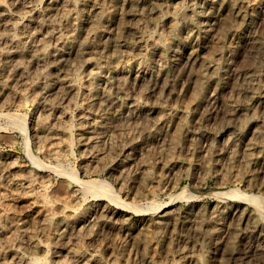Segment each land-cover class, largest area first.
Returning a JSON list of instances; mask_svg holds the SVG:
<instances>
[{"label":"rangeland","instance_id":"374dc122","mask_svg":"<svg viewBox=\"0 0 264 264\" xmlns=\"http://www.w3.org/2000/svg\"><path fill=\"white\" fill-rule=\"evenodd\" d=\"M31 1L36 6L35 7L36 12L37 13L39 12L40 15L42 14L40 20H42L41 24L43 23L42 25H44V28L42 30L40 28V31H37L39 30V28H37L36 31L39 33L37 37H33L32 32H29L25 29L18 31V33L24 38L23 41L25 40L22 44L23 46H21L23 50H28V48H30L31 45L32 44L34 45L35 43H36L35 45H42L41 39L43 38V40H47L46 37H48V34L53 32L54 29L55 31L65 34L67 33V31H69V29L72 26V23H67L63 18L64 17L63 15H65L66 11L62 6V0H57V2H55L56 11L53 10L54 12L49 11L47 7V3H49L51 0H31ZM247 1H251V0H247ZM22 2H23L22 0H8L7 7L12 8L11 4H14L13 6L15 7H13L14 9L12 8L13 10H15L14 12L21 13V11L23 12L22 8L20 7ZM228 2L229 0H183L184 8L186 9L187 12L186 13L187 17H190L192 15L190 10L193 8H197L198 10L211 9V11L214 14V19H216V21L218 22L219 25L218 27L220 26L224 27L225 23L227 21H230L227 8L225 7V4H227ZM251 2H254V0H252ZM169 3L170 2H167V4L164 3L165 5L163 8L165 9H162V12L158 16L155 15L154 17H152L153 4L150 3H147L143 7L141 6L138 9H135L136 16L134 17L129 16L127 14L128 9L122 8L120 5L118 8L117 5L106 4V7L108 8V10L112 9L110 11L116 10L118 12L119 18L120 16L122 17L120 18V20L123 24L125 23V25L126 24L131 25L136 20H139L140 22L143 21V23H141L142 25L144 24L143 26L145 27V28L143 27L142 29V31H144L143 33H146L147 35V33L153 34L158 32L163 36V40L164 39L169 40L171 38V34L169 32L166 23H163L164 22L163 15H165V13L168 15L173 14L175 12L173 8L176 6L175 3H170V4ZM85 10L86 9L82 10L80 7H78L75 11L76 14L79 13L83 17L82 20L83 22H81V25L79 27V35L77 39V41L79 42L82 41L84 38H86L87 28L89 26H92L93 24L94 25L97 24L93 15L91 16V12L89 10L86 11ZM180 19H182V17L181 15H178L176 17L177 22L180 23L182 21ZM213 23L216 24L215 22ZM232 23L235 25L234 27L241 26L240 28H244L246 26V24H244L243 21L242 22L241 20L236 21L235 18L232 19ZM254 26L255 29L258 27L256 24H254ZM213 27L210 34L214 35L218 33V31L216 30L219 29H213ZM59 28L61 31L59 30ZM260 31H262V29H260ZM189 33L194 34L191 37H189V39L190 41L192 40L193 42L191 48L195 51V56H197V62L194 64V66L186 64V61L184 62L181 60L180 62H178L177 64L178 69H175L173 71V74L169 73L168 75L169 79L171 77L177 78L178 83L174 85L172 88H170V90H167L166 91L167 93L165 92V90L164 93H162L163 90L162 91L157 90L158 93L156 92L149 93L144 100L148 106L153 107L154 103H156L155 100L160 99L159 100L160 104L163 107L161 112L162 114H164L163 115L165 118L164 121L160 124L158 122L157 115L153 114L147 121L144 122L148 130V131L146 130L147 132L141 133L138 131H133L131 128L133 127V125L134 126L136 125L134 124L135 123L134 121L128 122L124 127L116 125V123H114L115 122L114 117L120 111V108L115 106L112 107L105 106L104 111H102V114L103 117H105L106 119L108 131L107 134H105L106 136L102 135L100 137L99 139L100 141L98 142L97 145H93V148H95V146L97 147L98 150L97 154L90 153L89 150L91 149V146L88 148V146L84 144V142L82 141L83 137L79 131V123H80L78 120L79 111L73 104L74 103L76 104L77 101L80 102L81 96H79L80 98L77 97L71 99V104L67 105V103L65 104L62 103L61 99L55 96L54 94H50L49 96H38L37 94L34 95L32 92L29 93L25 92L19 87V84L15 81H12L11 83L7 84L6 87H4L3 91L0 92L1 93L0 94V116H1L0 135L2 136V137L0 136V164H1L0 175L3 176L0 179L1 182L0 194L2 193L4 195L3 198L4 200L3 199L2 201L0 200V218L8 214L9 216L8 219L4 217L5 219L3 218L0 224V231H1L0 264H11V263L18 264L19 261L18 259L22 256L23 257L26 256L27 258L31 256H36L39 258L41 257V259L45 257L42 264H44V262H46V264L48 262H49L48 264H52L51 258L47 262V259L50 257L49 256L50 253L46 249L33 248L32 243L34 241H37V242H42V244H46V243L52 244L50 238H53L54 236L53 234L55 233V231L58 232V229L55 227H50L49 225L46 226L47 224L46 223L44 224L42 221L40 222V220H37L35 222L28 220L26 223L23 224L19 220H21L24 216H26V213L21 208H19V206L16 205L17 199L20 198V196H22L24 193L30 192L28 195L31 196L34 195L35 193L38 194V192L39 193L42 192L43 189H47L46 191L51 197V199H54L53 201L56 202L55 203L56 208H58L56 209L57 213H59L62 208L68 205L69 208L72 211L76 212L77 215L79 214L84 215L86 213V216L88 217L89 216L88 213H90L92 209L96 211L99 210V213L101 212V214H103L102 216L98 214L100 217L97 216L91 218L92 222L89 224V227L85 228V230L83 231V238H81L82 240L80 239L79 244L77 246L78 248L81 249L96 250L103 264H149L153 261L154 262L151 264H158V263L183 264L185 261H187L188 264H252V263L264 264L263 253L254 250L247 252V249L245 248V245L243 243L236 245L235 249L233 248L234 246L233 247L227 246L224 248L223 247L218 248L217 246H215L216 247L215 248L214 246H210L207 244L204 236L199 234L196 235L192 232V230L190 231V229L188 230L180 226H175L173 222L166 220L163 217L162 213L157 210L159 205L170 202L169 204L171 206L167 209V211H171L175 215L187 214L189 212L196 213L198 210H200L202 212V215H199V219L208 220L212 215H214L215 208L220 206L225 207L226 204H228L229 202L228 199L224 200L223 198L220 197L218 198L217 194L215 195V193L221 192L222 190H223L222 192L240 191V193L244 192L243 194L249 196L254 195V196H261L262 198H264V188H262V179H260L262 177L258 176L261 175L258 173L262 171L261 168L264 165L263 162L260 161L258 162L259 164H254L251 165L252 167L251 166L249 167L248 171L252 172L251 174L256 173V176H258L257 182L253 186H249L248 182L246 181L248 180L247 178H241L235 176V173L238 171V169L241 170L242 168L244 169L246 167L243 164L244 159L242 158V156L237 159L236 163L233 166L230 167H228V163H227L228 161H226V159L224 160L222 156L225 150L224 142L227 135L224 136L223 134H221L220 130L223 128V126L227 125L228 123H231V120H229L230 117L228 118L229 116L228 113L232 112L235 106H238L237 103H235L236 100L238 99L237 93L236 92L233 93V90H231L233 80L231 79L227 80L224 86V91L221 94V96L224 95L223 97H221L222 98L221 100L224 101V103H226V105L229 108L223 106H217V107L208 106L196 115L190 113L189 114L190 118L188 117L189 122L187 128L184 129L179 134L181 137L177 135L178 134L177 132L179 130L177 129L179 128V124H178L179 122L173 119V117L181 116L182 114H184L183 113L184 108L185 107L189 108V106H191L192 99L195 93L194 92L195 87H196L195 80L193 79L195 76L196 77L200 76L199 78L204 79L203 77L205 75V69L202 65L203 59L210 57L215 60L216 59L215 56L219 57L215 53V48L217 47L216 41H214L215 43L212 42L211 44H209V46L206 49L199 50L196 44H194L196 42L195 39L203 37L204 34L199 33L198 31L192 32V30H189ZM4 34L5 35L9 34L10 37V35H12V32L11 33L5 32ZM40 35L42 37H40ZM43 35H45L44 36L45 38L43 37ZM230 37L231 36H228L229 39L227 37H226L227 39L226 38L224 39L225 50L229 46L230 42L232 43V39H231L232 37L231 38ZM133 41L134 39L132 37H125V39H122L120 41V44H118L115 42V38L109 35L104 39V42L106 44V50L103 51V53L102 52L101 53L99 52L97 54L94 53L92 54V57L94 56L99 57L104 54L102 58L106 60L108 68L117 63L126 62L129 59H131L132 56L134 59L140 58L142 54H140L139 51H131L132 52L131 53L129 50L125 49V47L131 44ZM54 43H55L54 39L53 40L49 39L45 44V46L50 48V46L52 47ZM0 46L5 47L4 40L1 41ZM190 51L191 50H189V52ZM186 52L188 51H185L183 56H186L185 55L187 54ZM134 54L136 56H134ZM227 55L228 54L226 53L223 54L220 58H217V62L224 63L226 60L230 58L229 55L228 56ZM46 60L44 63L41 62L43 64H39L40 66L39 65H37V67L28 66L29 75L27 78L30 81L34 80L42 84L48 85L55 82L57 79H61L65 77L66 75H73L74 71L76 72V70L77 72L79 71V73H81L82 76L84 77L87 76L90 71L89 68H86L84 64L85 58H83L82 55L77 53L74 54L73 52L71 55H69V57L63 59L64 62L61 63L62 66L53 68L51 74L48 77L43 72L45 71V69L42 68V66H44L45 68L47 65L52 66L53 63L56 64V61L53 59V57L47 58ZM25 62L24 64L27 65L28 64L27 61ZM244 62H245L244 56L237 55L234 58H232V64L229 69L230 74H234V72L239 70V68L243 66ZM2 65L3 64L0 63V79H3L1 80L3 82L4 80H7L8 77H11V75L13 74L12 72H14V66L9 64L6 67L5 65L3 66ZM41 68L43 69V71ZM262 69L264 71V64ZM35 72L37 75L35 74ZM106 73H105L106 76L110 75L109 71H107ZM39 77H41V79ZM44 78L46 81L44 80ZM148 84L149 82L145 85L144 87L145 90H148L147 87ZM127 86H128L127 95L128 94L129 96L140 95V90L138 89L134 90V88H132L130 84H128ZM208 89L211 90L212 88L209 87ZM82 94L83 93L81 91L80 95ZM127 97L128 96L126 95L124 96L122 94L118 98L120 99V101H124ZM243 104L246 107H248L252 112L254 111V115L256 116L258 127L260 131H262V133L264 134V108L258 107L257 105L252 104L250 101L249 102L246 101V104L245 103ZM49 107L56 108V110H63L67 114L69 113L68 116L69 119L71 120L67 121L68 120L67 119L66 121L68 123L67 122L66 123L70 124V126L71 125L73 126V127L71 126L72 129L70 133L72 135V142H73L71 144L72 145L71 147L64 146L65 142L63 143V141H66V138L62 137L65 139L64 140L58 137V139H56V141L54 142L51 139L49 140L43 139L44 148L41 147L40 149L39 144L37 143L36 135L38 134H36L37 125H36L35 117L36 119L40 118L41 120L44 119L43 121L49 120L50 122V120H52V115L49 114L50 113L48 111ZM9 113H10L9 116L15 117L16 119H18V121L26 122V123L24 122L26 125V135H24V133L21 132L19 127H17L12 121L7 119L6 116H8ZM136 122H138L137 124L142 123L141 120H138ZM232 131H235V129H232ZM242 131H248V129L246 128L243 129ZM59 140L61 142L60 144L61 146L60 145L58 146L57 144L58 146L57 147L55 143H60ZM26 142L28 145L26 144ZM210 143H215L216 153L215 152L213 153L210 150L209 148ZM173 144H175V146H173ZM112 145L114 146V148H111ZM50 146H52V148H56L54 153L50 154L47 151V149L50 148ZM132 148H137V152L132 153L131 152ZM29 153H31L32 155L34 154L33 156L35 158H37L40 162H42L47 166L56 167L57 165H60L62 170L65 172L75 171L81 180L88 181V180L99 179V181H103L107 183L112 187V189L114 190L113 192L116 194V196L118 195L117 197L119 198V200L124 202L129 208H131V206L136 207L138 210L141 211V213L140 212L137 213V211L134 212L133 211L134 209L130 210L128 208H124L118 213H116V218L110 221L108 216L109 214H111L112 210L116 208V204L113 203V201H109L101 196L97 197V195L93 194L92 192H85L83 189L82 191L80 187L74 188L75 186L69 180H67L65 177H62L61 175H59V173L55 171H47L44 174H42L41 178H38L39 181L37 180L36 183H45L44 186L43 184H36L34 188L29 187L27 183L28 180H25V177L27 175V172H29L28 170L32 169V166H34L31 162V159L29 158L28 155ZM169 154H171L172 156ZM170 159L173 160L169 162ZM180 160L181 162H183V160L187 161L186 162L187 165L184 166L185 168L182 167L181 169L179 167L181 163ZM2 161L3 164L1 163ZM189 161L190 162L192 161L191 165H189ZM13 162L14 163L19 162L18 165L21 168L14 169L8 172L6 168L10 163ZM173 162L176 165L173 164ZM218 162L219 165L217 169L215 168H214L215 170L209 169V167L216 165ZM242 164L245 167L242 166ZM171 166H173V168H171ZM207 168L209 169V171ZM226 169H229V172L231 171L230 177L227 180H223L219 174H221L222 170L224 171ZM2 171H4V173H2ZM144 172L149 173L150 177L148 180L142 178L143 176L142 174ZM44 179L47 180L45 181ZM73 189L77 190L76 193L78 196L76 195V193L74 194L75 195L74 197L69 196L70 192L72 194ZM60 190L64 192L62 193L60 192ZM172 197H173V201H170ZM83 199L85 202H82ZM154 203L155 204L157 203L156 206ZM57 210H59V212ZM83 211H85V213ZM104 213H106L107 215L105 216ZM259 220L264 223V216H260ZM158 226L159 227L162 226V227L159 228ZM245 230H246V226L240 225L238 229V233L244 232ZM258 235H259L258 232H256L254 233L253 236L255 238H258ZM66 236L67 235H65V237H63V239L60 241L61 243L64 242L65 239L67 240ZM87 238H90L88 239L90 241H88ZM60 242L58 243L55 242V245L60 247L59 245ZM141 242L147 244V247L149 249L147 253H143L140 249H137L136 247L137 244ZM156 247L159 250L158 256L150 262L148 260V257L150 258L152 256L153 253L152 249ZM228 249L230 252H232V250L234 249L235 252L238 254L235 253L233 257L231 256V253L228 251ZM169 251H172V253H170L169 256H166L167 255L166 253ZM181 251H184V253L181 254L180 253ZM13 253H15V255H13ZM18 253H20V255L21 254L23 255L18 256ZM62 256L64 259L65 257H67V254L65 252H62ZM145 257L147 258L146 260H144ZM142 260H144V262Z\"/></svg>","mask_w":264,"mask_h":264},{"label":"bare ground","instance_id":"6f19581e","mask_svg":"<svg viewBox=\"0 0 264 264\" xmlns=\"http://www.w3.org/2000/svg\"><path fill=\"white\" fill-rule=\"evenodd\" d=\"M7 1L6 0L0 1V43L3 40L5 41V47L0 46V63L5 65L6 67L9 64L13 65L14 72H12L13 74L11 75V77H8L7 80H4L2 82L1 80L3 79H0V92L3 91L4 87H6L7 84L11 83L12 81H15L19 84V87L25 92H28V93L32 92L34 95L37 94L38 96H49L50 94H54L55 96L61 99L62 103L64 104L67 103V105L71 104V99L77 98V97L80 98L79 96H81L80 102L77 101L76 104L74 103L73 105L79 111L78 112L79 113L78 120L80 122L79 131L83 137L82 141L84 142L86 146H88V148L91 146V149L89 150L91 154H95V153L97 154V151H98L97 147L95 146V148H93V145H97L98 142L100 141L99 140L100 137L102 135L107 134V131H108L106 119L105 117H103V114H102V111H104L105 106H111V107L115 106V107L120 108V111L114 117V121H115L114 123H116V125L124 127L128 122L134 121L135 122L134 124L136 125L135 126L133 125V127L131 128L133 131H138L141 133L147 132L148 130L144 122L147 121L153 114L157 115V119L160 124L164 121L165 118L163 116L164 114H162L161 112L163 107L160 104V101H159L160 99L155 100L156 103H154L153 107L148 106L144 100H145V97H147L149 93H155V92L158 93L157 90H161V91L163 90L162 93H164V90L166 92L167 90H170V88H172L174 85L178 83L177 78H172V77L170 79L168 78L169 73L173 74V71L175 69H178L177 68L178 62H180L181 60L184 62L186 61V64L192 65V66H194V64L197 62V56H195V51L191 48V46L193 45V42L192 40L190 41L189 39V37H191L194 34L192 33L190 34L189 30H192V32L198 31L199 33L204 34L203 37H200L198 39L194 38L196 40L194 44H196L199 50L206 49L209 46V44H211L212 42L215 43L214 41H216L217 47L215 48V53L219 57L215 56L216 58L215 60L210 57L203 59L202 65L205 69V75L203 77L204 79L199 78L200 76L199 77L195 76L193 79L195 80L196 87H195V91H194L195 93L192 99L191 106H189V108L185 107L184 112H183L184 114H182L181 116L173 117V119L179 122V123L177 122L179 124V128H177L179 129L177 132L178 133L177 135L181 137L179 134L184 129L187 128V125L189 122L188 117L190 113L196 115L208 106H211V107L212 106L213 107L223 106L227 108L228 106L226 105V103H224V101L221 100L222 99L221 97L224 96V95L221 96V94L224 91V86L227 80L229 79L233 80L231 90H233V93L235 92L237 93L238 99L236 100L235 103H237L238 106H235L234 110L228 113L229 115L228 118L230 117L229 120H231V123H228L227 125L223 126V128L220 130L221 134H223L224 136L227 135L225 142L223 141L225 150L222 156L224 160L226 159V161H228L227 162L228 167L233 166L236 163L237 159L242 156V158L244 159L243 164L246 167L242 164V166H244L245 168L244 169L242 168L241 170L238 169V171L235 173V176L241 177V178H247L248 180L246 179L245 180L248 182L249 186H253L257 182V177L261 176L262 178L260 179H262V188H264V165L261 168L262 171L258 173L261 175L256 176L255 172H254L255 174H251L252 172L248 171L251 165L259 164L258 162L260 161H262L264 164V134L262 133V131H260L258 127L256 116L254 115V111L252 112L248 107H246L243 104V103L246 104V101L248 102L250 101L252 104H255L258 107L264 108V82H263L264 81V71L262 69L263 64H264V0H254V2H251L252 0L251 1L229 0V2L225 4V7L227 8L230 21H227L225 25L223 23L224 27H221V26L218 27L219 26L218 22L216 21V19H214V14L211 11V9L210 10L209 9L208 10L207 9L198 10L197 8H193L190 10L192 15L190 17H187V14H186L187 12H186V9L184 8L183 0H109V1L108 0H62V6L64 7L66 11V12L64 11L65 15H63L64 16L63 18L67 23H72L71 28L69 27L70 28L69 31H67V33L64 32L65 34H63L58 31H55L54 29V31L49 33L48 37H46L47 40H43V38L41 39L42 45H35L36 43L34 45L32 44L33 46L31 45V47L28 48V50L22 49L21 46H23L22 44L25 40L23 41L24 38L18 33V31L25 29L29 32H32L33 37H37L39 35L37 31H40V28L41 30L44 28V25H42L43 23L41 24L42 20H40L42 14L40 15L39 12L38 13L36 12L35 10L36 6L31 0H22L23 2L21 3L20 7L22 8L23 12L21 11V13L14 12L15 11L13 10L14 9L13 7H15L13 6L14 4H11L13 9L10 7H7L8 6ZM55 2H57V0H51L49 3H47V7L49 11L54 12L53 10H55ZM167 2L176 4V6L173 8L175 11L173 14L168 15L165 13V15H163L164 16L163 23H166V25L168 26L169 32L171 34V38L169 40L167 39L163 40V36L158 32L153 33V34L147 33V35L146 33H143L144 31H142V29L144 27L143 26L144 24L143 25L141 24L143 23V21L140 22L139 20H136L131 25H127V24L125 25V23L123 24L120 20V18L122 17L120 16L119 18L118 12L116 10L110 11L112 9L108 10V8L106 7V4L117 5L118 8L120 5L122 8L128 9L127 14L129 16L134 17L136 16L135 9H138L141 6L143 7L147 3H150V4H153V12H152L153 16L152 17H154L155 15L158 16L162 12V9H165L163 8L165 5L164 3L167 4ZM78 7H80L82 10L83 9L89 10L91 12V16L93 15L97 23L96 25L93 24L92 26H89L87 28L86 38H84L80 42L77 41V39L79 35V27L81 25V22H83L82 21L83 17L81 16V14L75 13ZM117 10H120V9H117ZM178 15H181L182 17V19H180L182 20L180 23L177 22L176 20V17ZM123 16H124V13H123ZM233 18H235L236 21L237 20H241V22L243 21L244 24H246V26L244 28H240L241 26L234 27L235 25L232 23ZM213 22H215L216 24H214ZM254 24L258 26V27L256 26L257 27L256 29H255ZM213 26H215L216 28ZM212 27L213 29H219V30H216L218 31V33L214 35L210 34ZM37 28H39V30H37ZM260 29H262V31H260ZM5 32H10V33L12 32V35H10L9 37V34L8 35L4 34ZM109 35L113 36L115 38V42L118 44H120V41L122 39H125V37H132L134 41L127 46L125 45L126 46L125 49L129 50L130 52L139 51L140 54H142V56L141 57L139 56L140 58H135V59L132 56V58L129 59L128 61L117 63L108 68L106 60L102 58L104 54L103 55L101 54L102 56H99V57L98 56L96 57L94 55H93L94 57H92V54L94 53L97 54L99 52L103 53V51L106 50V44H105L106 41L104 42V39L105 37ZM44 36L45 35H43V37ZM228 36L232 37V38L230 37L232 39V43L231 42L230 44L228 43L229 46L225 50L224 48L225 40L224 39L226 37L228 38ZM40 37L42 36L40 35ZM49 39L55 40L54 45L52 47L50 46V48L45 46V44L47 43ZM189 50L191 51L189 52ZM185 51H188V52H186L187 53L185 54L186 56H183ZM73 52L74 54L76 53L80 54L82 55L83 58H85L84 64L86 68H89L90 70L87 76L84 77L82 76L81 73H79V71L77 72L76 70L75 72L73 69L74 71V74L72 73L73 75H66L65 77L61 79H57L55 82L48 84V85L42 84L34 80L30 81L27 78L29 75L28 66L37 67V65L43 64L47 58L53 57L57 65L53 63L52 66L47 65L46 68L42 66V68H44L45 71H43V69L41 68L42 71L45 73V75L49 77V75L52 72V69L62 66L61 63L64 62L63 59L69 57V55H71ZM226 53L229 55L230 58L226 60L224 63H218L217 58H220L223 54H226ZM237 55L244 56L245 62L244 64L242 63L243 66L239 68V70L234 72V74H230L229 69L232 64V58H234ZM134 56L136 55L134 54ZM25 61H27L28 63L27 65L24 64ZM107 71L110 72L109 76L105 75ZM39 78L41 79V77ZM148 82H149L147 86L148 90H145L144 87ZM128 84H130L132 88H134V90L135 89L140 90V95L139 96H134V95L129 96V94L127 95V89H128L127 85ZM209 87L212 89L211 90L208 89ZM81 91L83 93L82 95H80ZM122 94L124 96L125 95L128 96L124 101H120V99L118 98ZM50 107L49 109L47 108L48 111L50 112L49 114L52 115V120H50V122L49 120L43 121L44 119L43 120H41L40 118L36 119L35 117V121L37 125L36 134H38L36 135L37 143L39 144L40 149L41 147L44 148L43 139H46V140L51 139L54 142L56 141V139H58V137H60L61 139L66 138V141H63V143L65 142L64 146L71 147L72 146L71 144L73 143L72 135L70 134L72 125L70 126V124H67L68 123L67 121L71 120L69 119V116H68L69 113L67 114L63 110H56V108H50ZM9 115L10 113L8 114V116H6L7 119L12 121L17 127H19L21 132L24 133V135H26V125H25L26 122L24 121L25 122L24 123V122L18 121V119H16L13 116H9ZM138 120H141L142 123L137 124L138 122L136 121ZM246 128L248 129V131H242L243 129H246ZM232 129H235V131H232ZM55 144L56 146L57 144L59 146L61 142L55 143ZM175 144H173V146H175ZM52 146H50V148L47 149V151L50 154L54 153L56 150V148H52ZM111 148H114V146L112 145ZM209 148L214 153L216 151L215 143H210ZM131 152L136 153L137 148H132ZM28 155H29V158L31 159L32 164L34 165L32 166V169L28 170L29 172H27V175L25 177V180H28L27 183L29 187L34 188L36 184H43L44 186L45 183H36L38 178H41L42 174H44L47 171H55L59 173V175H61L62 177H65L67 180H69L75 186L74 188L80 187V189L81 190L83 189L85 192H92L93 194L97 195V197L101 196L109 201H113V203L116 204V208L112 210L111 214H109L108 216L110 221L116 218V213H118L124 208H128L130 210L134 209L133 210L134 212L137 211V213L138 212L141 213V211L138 210L136 207L131 206V208H129L124 202L119 200V198L117 197L118 195L116 196V194L113 192L114 190L112 189V187L108 185L107 183L103 181H99V179H97L98 181L97 180H88V181L81 180L75 171L68 170L70 172H65L62 170L60 165H57L56 167L47 166L43 164L42 162H40L37 158H35L33 156L34 154L32 155L31 153H29ZM112 156H115V155H112ZM172 160L170 159L169 162ZM186 162H187L186 160L185 161L183 160V162L180 163L179 167L182 169V167L187 165ZM191 162L189 161V165H191ZM1 163L3 164V161ZM18 163L13 162V163H10L9 165L7 164L8 165L6 168L7 171L9 172L14 169L21 168L18 165ZM173 164L175 163L173 162ZM218 165H219V162L216 165L209 167V169L215 170L217 169ZM0 168H1V164H0ZM171 168H173V166H171ZM2 173H4V171H2ZM230 173L231 171L229 172V169H226L224 171L222 170L221 174L219 175L223 180H227L230 177ZM142 175H143L142 178L146 180H148L150 177L149 173H146V172H144ZM1 177L3 176L0 175V179ZM44 180L46 181L47 179H44ZM46 190L47 189H43L42 192L40 193L38 192V194L35 193L34 195H31V196L28 195L30 192L24 193L16 201V205L19 206V208H21L26 213V216H24L21 220H19L23 224L26 223L28 220H31L33 222L40 220V222L42 221L44 224L46 223L47 224L46 226L49 225L50 227H55L58 229V232L55 231V233L53 234L54 235L53 238H50L52 244L51 243L42 244V242L34 241L32 243V247L35 249H46L50 253L49 254L50 257L47 259V262L51 258L52 264H103L96 250L81 249L77 247L80 239L83 238V231L85 230V228L89 227V224L92 222L91 218L97 217L99 215L102 216L103 214H101V212L99 213V210L96 211L92 209V211L88 213L89 214L88 217L86 216L85 211H83L85 213L84 215L82 214L77 215L76 212L72 211L68 205L62 208L60 212L59 210H57L59 212L57 213L56 209L58 208H56V204H55L56 202L53 201L54 199H51V197L49 196ZM222 191L215 193V195L217 194L218 198L220 197V198H223L224 200L228 199L229 202L228 204H226L225 207L220 206V207L215 208L214 215H212L208 220L199 219V215H202V212L200 210H198L196 213L189 212L187 214L175 215L171 211H167V209L171 206L169 204L170 202L169 203L167 202L162 205L158 204L159 206L157 205L158 206L157 210L162 213L163 217L166 220L173 222L175 226H180L188 230L190 229V231L192 230L194 234L196 235L199 234V235L204 236L207 244L210 246H214V247L217 246L218 248L234 246L233 248L235 249L236 245L243 243L245 245V248L247 249V252L254 250V251H258L264 254V223L260 221L261 219L259 220L260 216H264V198H262L261 196H254V195L249 196V195L243 194L244 192L240 193V191L239 192H226V191L222 192ZM60 192L62 191L60 190ZM76 192L77 190L73 189L72 194L70 192L69 196L74 197L75 196L74 194ZM3 198H4V195L1 193L0 200L2 201ZM84 199L82 202H85ZM170 201H173V197ZM104 215L106 216L107 214L104 213ZM8 216L9 214L1 217L0 224L3 218L5 217L6 219H8ZM240 225L241 226L245 225L246 230L244 232L238 233V229ZM161 227L162 226H160L159 228ZM256 232H258L259 234L258 238H255L253 236L254 233ZM65 235H67L66 236L67 240L65 239V241L61 243L60 241L63 239V237H65ZM88 239L90 238H87V240ZM53 241H55L56 243L60 242L59 244L60 247L55 245V242ZM146 243L144 242L138 243L136 246L137 249H140L143 253H147L149 249ZM234 249L232 250V252H230L228 249V251L231 253V256L235 255L236 253ZM62 252H65L67 254V257H65L64 259L62 256ZM152 252H153L152 256L150 258L148 257V260L150 262L158 256L159 250L156 247L152 249ZM170 253H172V251L167 252L166 256H169ZM180 253L183 254L184 251H181ZM13 255H15V253H13ZM19 255L20 253H18V256ZM146 257L144 260L147 259ZM44 259L45 257L41 259V257L39 258L36 256H31L28 258L26 256L24 257L22 256L18 259L19 260L18 264H42ZM144 260L142 261L144 262ZM44 264H46V262H44ZM183 264H188V262L185 261Z\"/></svg>","mask_w":264,"mask_h":264}]
</instances>
